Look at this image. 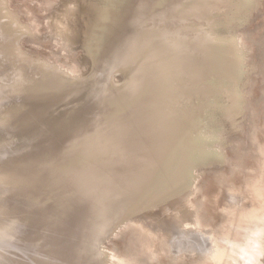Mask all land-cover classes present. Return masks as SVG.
<instances>
[{
  "label": "rangeland",
  "instance_id": "obj_1",
  "mask_svg": "<svg viewBox=\"0 0 264 264\" xmlns=\"http://www.w3.org/2000/svg\"><path fill=\"white\" fill-rule=\"evenodd\" d=\"M3 1L62 81L0 55V264H264V0L216 14L204 56L140 21L190 0ZM181 231L217 259L194 262Z\"/></svg>",
  "mask_w": 264,
  "mask_h": 264
},
{
  "label": "bare ground",
  "instance_id": "obj_2",
  "mask_svg": "<svg viewBox=\"0 0 264 264\" xmlns=\"http://www.w3.org/2000/svg\"><path fill=\"white\" fill-rule=\"evenodd\" d=\"M150 2L152 0H149ZM155 1V0H154ZM177 2V1H176ZM174 2V3H176ZM179 2V1H178ZM243 2L244 0H190L188 3H185V4H182V3H179V4H182L181 6L175 8V10L173 11H170L167 16L165 17H162L161 18V21H158L155 16L153 14H149V15H146L144 13V15H146V18L145 20L143 21L142 19L140 21H142L143 23H146L147 25H149L148 27L146 26V28H149V30H154V27H153V23L156 24V22H162L164 23L165 26H161L160 31L163 30L165 31L164 29L168 28L169 30H172V32L174 33L175 37H176V43H179L184 37H189L193 39L194 43L197 44L196 45V52H202L204 53L205 50L208 49V45H210L209 41L211 40V30L214 29L216 27V24L215 22L213 21V18L214 16L217 14V15H221L222 16V19L224 20L221 24V26H225L228 25V23H230V21L235 17V15L237 14L238 11H240V9L243 7ZM148 3V2H147ZM173 3V4H174ZM152 4V3H151ZM154 4V3H153ZM159 4V3H158ZM178 5V3H176ZM165 5V4H164ZM148 6V5H147ZM146 6V7H147ZM150 6V5H149ZM154 6V5H153ZM163 6V5H162ZM171 6V4H170ZM174 6V5H173ZM151 7V6H150ZM145 9V8H144ZM174 9V8H173ZM153 10V9H152ZM151 10V11H152ZM155 10V8H154ZM161 10H162V7H161ZM171 10V9H170ZM146 12V11H145ZM150 12V10H149ZM147 13V12H146ZM155 13V12H154ZM161 13V12H160ZM144 17V16H142ZM139 21V23H140ZM141 23V24H143ZM154 24V25H155ZM160 24V23H159ZM157 25V24H156ZM162 25V24H160ZM160 25H157L160 27ZM228 27V26H227ZM141 29H144V27H142ZM140 29V30H141ZM158 29V28H157ZM139 30V28H138ZM146 30V29H145ZM147 30V31H149ZM151 30H150V33H151ZM24 29L22 26H20L18 24V21L13 18V16H11L7 9H6V6H5V3L3 0H0V35H1V38H2V45L0 47V55L4 54V57L6 58L5 62H4V65H7V66H17L19 67L25 74H33L34 76L40 74L39 76H43V78L41 79H44V77H46V73L48 72H52V76L53 77H50L49 80L50 81H59L61 82L62 79H59L57 77V75H59L61 77V75L54 70L52 71L51 70V67L47 66V65H44L43 63H40V62H31L29 61L26 56L24 54H22V52L20 51V48H19V40L20 38L22 37L23 33H24ZM143 31V30H142ZM142 31L140 32L142 34ZM138 32V31H136ZM155 32V31H154ZM153 32V33H154ZM158 32V31H157ZM149 33V34H150ZM161 33H164V32H161ZM167 33V32H166ZM144 34V33H143ZM147 34V32L145 33ZM149 34L147 35V37L149 36ZM159 34V33H157ZM155 34V35H157ZM173 35V34H172ZM141 36V35H140ZM139 36V37H140ZM145 36V35H143ZM152 36V35H151ZM159 36V35H158ZM163 36V34H162ZM160 37V36H159ZM173 37V36H172ZM153 38V37H152ZM214 38V37H213ZM217 38V37H216ZM142 39V37H141ZM149 39V38H148ZM157 39V37H156ZM155 39V41H156ZM159 39V38H158ZM162 39V38H160ZM166 40V38H164ZM170 39V37H169ZM187 39V38H186ZM145 40V39H144ZM147 40V38H146ZM185 40V39H184ZM159 41V40H158ZM171 41V40H169ZM174 41V40H173ZM143 42V41H142ZM146 42V41H145ZM162 42V40L160 41ZM185 42V41H184ZM192 41H190L191 43ZM147 43V42H146ZM158 43V42H157ZM165 43H168V42H165ZM181 43V42H180ZM193 43V42H192ZM200 43V45L198 44ZM221 43V42H220ZM169 44V43H168ZM172 44V43H171ZM175 45V43L173 44V46ZM183 45V43L181 44ZM192 45V44H191ZM217 45V44H216ZM215 45V47H216ZM222 45V44H221ZM163 46V45H162ZM173 46H170L169 45V48H173ZM180 46V44H179ZM190 46V45H189ZM211 46V45H210ZM219 46V45H217ZM224 46V45H223ZM176 48V47H175ZM210 48V47H209ZM217 48V47H216ZM193 49V48H192ZM212 49V48H211ZM183 50V49H182ZM216 50V49H214ZM189 51V50H188ZM195 51V49H194ZM231 52V49H228V52ZM185 52V50H184ZM187 52V51H186ZM209 51H207L208 53ZM212 52V51H211ZM211 52H209L211 54ZM216 52V51H214ZM229 52V53H230ZM192 53H193V50H192ZM190 53V55L192 54ZM206 53V52H205ZM204 53V54H205ZM206 53V54H207ZM188 54V53H187ZM194 54V53H193ZM209 54V55H210ZM215 54V53H213ZM218 53H216L217 55ZM199 55V53H198ZM208 55V56H209ZM186 56V55H185ZM191 56H194V55H191ZM202 56H204L202 54ZM202 56L201 59L203 58ZM207 56V57H208ZM215 56V55H214ZM213 56V58H214ZM206 57V58H207ZM212 57V56H211ZM188 58V57H186ZM191 58V57H190ZM195 58V56H194ZM209 58V57H208ZM207 58V59H208ZM193 59V58H192ZM191 59V60H192ZM199 59V61L201 60ZM196 60V59H195ZM205 61V59H203ZM210 61L212 59H209ZM198 62V61H197ZM208 62V61H207ZM206 62V64H207ZM193 63V61H192ZM196 63V62H195ZM201 63V62H200ZM211 63V62H210ZM206 68L207 66H209L208 64L206 65ZM196 65V64H195ZM203 65H204V62H203ZM201 66V65H199ZM199 66H198V69H199ZM204 66V68H205ZM211 66V65H210ZM196 67V66H195ZM202 67V66H201ZM214 67V66H213ZM197 69V70H198ZM209 69V68H208ZM214 69V68H213ZM200 71V70H199ZM198 71V72H199ZM197 72V71H196ZM111 73V72H110ZM117 73V72H116ZM115 73V75H116ZM57 74V75H56ZM238 74V73H237ZM111 75V74H109ZM114 75V76H115ZM234 75V74H233ZM108 76V74H107ZM113 76V75H111ZM113 76V77H114ZM28 77V76H26ZM31 77H33L31 75ZM115 78V77H114ZM113 78V79H114ZM117 78V77H116ZM115 78V80H116ZM119 78V77H118ZM117 78V79H118ZM140 79V78H139ZM46 80V79H45ZM48 80V79H47ZM48 80V81H49ZM109 80V79H108ZM112 81V79L110 80ZM138 81V80H137ZM37 82L39 84H42V85H47L46 82L44 80H37ZM108 82V81H107ZM111 83V82H110ZM189 83V82H188ZM231 83V82H230ZM60 84V83H58ZM57 84V86H58ZM115 84V83H114ZM194 84V83H193ZM49 86H50V83H49ZM68 86V85H66ZM107 86V85H106ZM111 86V85H110ZM194 86V85H193ZM69 87V86H68ZM108 88V87H107ZM110 88V87H109ZM232 88V87H231ZM229 88V89H231ZM67 89V88H66ZM111 90V89H110ZM186 90V89H185ZM112 91H114L112 89ZM233 93V92H232ZM183 98V97H181ZM191 98V97H190ZM187 99V98H186ZM156 101V100H155ZM184 101V100H183ZM238 101V100H237ZM225 102V101H224ZM230 104V102H229ZM228 104V105H229ZM131 105V104H130ZM225 105V103H224ZM227 106V104H226ZM153 108V107H152ZM223 109V108H222ZM236 109L234 104L233 105H229L228 107L225 108V111H224V117L230 122V123H233V121L235 120L236 118ZM126 111V110H125ZM127 113V112H126ZM125 113V114H126ZM142 113V112H141ZM128 114V113H127ZM140 114V113H139ZM124 115V114H123ZM130 115V114H129ZM128 115V116H129ZM135 115V114H134ZM133 115V116H134ZM141 115V114H140ZM145 115V114H144ZM227 190V189H226ZM233 191V190H232ZM240 191V190H239ZM227 192V191H226ZM230 192V191H229ZM228 193V192H227ZM241 195L239 192H230L229 195H228V200H229V204H227V207L224 209V211L222 213L226 214L229 218V216L231 217L235 211H237L239 208V201H240V198H241ZM241 208V207H240ZM87 209V208H86ZM242 209V208H241ZM222 210V209H221ZM220 210V211H221ZM239 211V210H238ZM223 215V214H222ZM237 216V215H235ZM108 217V216H107ZM106 217V218H107ZM234 217V215H233ZM100 218V217H99ZM98 218V219H99ZM105 218V217H104ZM109 218V217H108ZM116 218V217H115ZM96 219V217H95ZM234 219V218H232ZM97 220V219H96ZM102 220V218L100 219ZM99 220V221H100ZM111 220H113L111 218ZM228 220V219H227ZM92 221V220H90ZM98 221V220H97ZM105 221V220H104ZM110 221V220H109ZM105 222H108L107 220ZM95 223V222H94ZM99 223V222H97ZM101 223V222H100ZM111 222H109L110 224ZM114 223V222H113ZM91 225H94V224H91ZM90 225V226H91ZM99 224H97L98 226ZM103 224H101L102 226ZM106 225V224H105ZM111 225V224H110ZM192 225V224H191ZM96 226V227H97ZM107 226V225H106ZM89 227V226H88ZM95 227V228H96ZM186 227V226H185ZM91 228V227H90ZM93 228V227H92ZM94 228V230H95ZM98 228V227H97ZM174 229V228H173ZM175 230V229H174ZM180 230V229H179ZM90 231V230H89ZM93 231V230H92ZM97 231V229H96ZM108 231V230H107ZM177 232V230L175 231ZM182 232V231H181ZM89 233V232H88ZM98 233V232H97ZM106 233V232H105ZM96 234V232H95ZM99 234V233H98ZM89 235V234H88ZM87 235V236H88ZM100 235V234H99ZM103 235V233H102ZM175 235V234H174ZM90 236H91V233H90ZM104 236V235H103ZM94 237V236H93ZM100 237V236H99ZM177 239H179V242H178V247L184 251H186V253L190 256H192V260L194 262H203L204 260H206L207 258L209 259H215L219 254L218 252L214 249H210L209 252H203V247H198L196 244H194V242H189L190 239L188 238V235L187 233H183L182 232V235L180 234L179 236H176ZM97 237H95L94 239H96ZM98 239V238H97ZM100 239V238H99ZM89 241V239H87ZM92 240V239H91ZM103 240V239H102ZM87 241V242H88ZM85 242V241H84ZM90 242V241H89ZM96 242V241H95ZM98 242V240H97ZM96 242V243H97ZM100 242V241H99ZM196 242V241H195ZM94 243V242H93ZM89 244V243H88ZM87 245V243L85 244ZM84 245V246H85ZM86 247V246H85ZM97 248V247H96ZM178 248V249H179ZM85 249V248H84ZM100 249V248H99ZM98 259H101L98 258ZM217 259V258H216Z\"/></svg>",
  "mask_w": 264,
  "mask_h": 264
},
{
  "label": "water",
  "instance_id": "obj_3",
  "mask_svg": "<svg viewBox=\"0 0 264 264\" xmlns=\"http://www.w3.org/2000/svg\"><path fill=\"white\" fill-rule=\"evenodd\" d=\"M3 55V54H2ZM31 208V207H30ZM70 211H65L64 213H63V215H65V216H69V215H75V214H77V212H75V213H69ZM53 213V212H52ZM71 218V217H70ZM53 230L55 231H52V234H53V239L51 240V242H50V244H53V245H55V243H56V240H57V238L54 236L55 235V233H58V234H61L60 233V230H61V227H60V225H58V226H56V228H53ZM54 232V233H53ZM45 234H46V232L45 233H41V234H39V235H37V234H35L34 233V236H38L39 237V239H41V238H45V243H47V239L52 235V234H50L49 235V237H47V236H45ZM49 246V245H48ZM24 263V261L23 262H19L18 264H23Z\"/></svg>",
  "mask_w": 264,
  "mask_h": 264
}]
</instances>
